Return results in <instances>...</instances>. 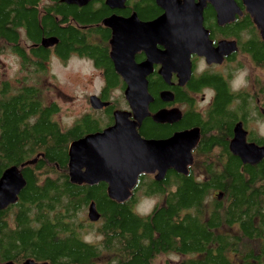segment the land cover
<instances>
[{
	"label": "trees",
	"instance_id": "obj_1",
	"mask_svg": "<svg viewBox=\"0 0 264 264\" xmlns=\"http://www.w3.org/2000/svg\"><path fill=\"white\" fill-rule=\"evenodd\" d=\"M21 2L0 0V52L21 39L22 21L30 39L38 36L35 8L30 6L35 0L26 1L27 9ZM0 83V174L17 166L26 182L10 208L7 230L0 222L7 259L154 264L160 255L174 254L183 257L175 264H264V160L249 166L229 155L220 165L221 174L205 178L193 173L169 174L159 182L141 177L129 199L115 203L103 182L78 185L67 176L69 141L93 131V119L86 116L61 134L49 119L54 109L43 108L34 85L23 86L17 97H7L11 86ZM207 83L205 76L198 85ZM163 86L152 83L149 92ZM164 132L156 129V135ZM142 133L149 137L145 129ZM34 159V164L23 165ZM145 183V193L139 192ZM215 192L222 198L214 199ZM137 194L160 201L141 216L135 211ZM92 202L100 220L91 225L86 212ZM88 234H96L95 242L85 238Z\"/></svg>",
	"mask_w": 264,
	"mask_h": 264
},
{
	"label": "flooded vegetation",
	"instance_id": "obj_2",
	"mask_svg": "<svg viewBox=\"0 0 264 264\" xmlns=\"http://www.w3.org/2000/svg\"><path fill=\"white\" fill-rule=\"evenodd\" d=\"M21 1L20 5L27 9V0ZM168 1L171 0H123L121 5L119 0H82L84 3L79 5L66 4L61 0H35L30 6L35 8L34 23L37 25L38 36H35L34 41L30 39L24 26L26 23L22 21L21 39L16 44H6L3 49L4 54L12 57L16 64L14 74L2 75L6 79L1 81L11 86V90L5 93L6 96L17 97L24 82H35L49 77L52 62L64 67L69 63H85L93 71L92 75L95 74L94 77L99 79L100 85L95 93L87 96L88 111L72 124L65 125L56 120L55 117L60 111L57 104L46 103L40 98L43 108L54 109L55 112L50 114L49 119L57 124L61 134L71 130L86 116L92 118L96 124L93 131L85 132L76 140L69 141L67 155L72 142L113 127L114 113L119 111L129 113V120H133V114L124 97L126 89L124 78L113 59L114 55L126 59L128 53L114 50L115 29L120 23L132 21L135 28L136 20L151 23L159 19L165 15L163 6ZM186 1L188 9L183 13L184 17H191L193 12L190 9L196 12L201 10L202 26L207 33L210 47L217 49L223 46L222 60L207 64L204 57L191 54L190 78L180 84L178 73L172 72L169 80L165 81L160 72L163 58L161 52L164 53L166 47L162 41L160 43L157 41L155 35L149 37V42L155 44L159 55L150 51L148 55L142 49L133 55L135 64L151 60L149 74L146 77L151 101L148 104V115L141 121L136 131L147 140H167L180 133L197 131L196 143L190 150L192 164L188 167L187 175L193 173L197 178H205L211 173L221 174L220 165L229 155L234 156L230 146L237 135H240L248 145L264 148V22L257 19L264 13V4L261 2L264 0ZM173 2L183 4L184 0ZM186 23L191 22L183 20L180 24ZM46 39H51L53 43L44 48L40 43ZM205 76L208 77V83L198 85ZM157 82L163 83L164 86L154 94L150 93V84ZM108 83L113 84L111 86ZM115 93L121 95L123 105L119 103L120 98H112ZM163 94L166 99H162ZM91 96L108 103V106L99 110L93 109L89 105ZM161 112L168 113L167 118L164 122H156L154 116ZM157 128L159 132H166L156 135ZM143 129L149 137L143 135ZM212 141V146H208L207 144ZM263 160L264 158L260 162ZM156 174L157 172L141 174L131 193L138 187L141 177L156 181L154 178ZM169 174L177 177L186 176L169 169L163 180ZM67 176L70 181L68 164ZM147 186L145 183L138 191L145 193ZM215 194L218 192L213 193L214 199ZM14 204L0 210L3 213L0 222L4 230L12 223L10 208ZM89 223L94 224L90 221ZM1 235L0 264H23L25 261L7 259L6 237ZM33 261L39 264L47 263Z\"/></svg>",
	"mask_w": 264,
	"mask_h": 264
},
{
	"label": "water",
	"instance_id": "obj_3",
	"mask_svg": "<svg viewBox=\"0 0 264 264\" xmlns=\"http://www.w3.org/2000/svg\"><path fill=\"white\" fill-rule=\"evenodd\" d=\"M66 4H83L82 0H61ZM122 5L123 0H119ZM187 1L175 4L173 0L164 6L165 15L151 23L133 22L120 23L115 29L113 47L116 51L128 53L126 59L112 55L119 73L123 76L126 89L125 101L128 104L133 120H129V113H114V125L104 131L88 135L68 148L69 178L72 184L95 185L103 181L107 185L108 198L123 203L131 196L141 174L157 172L154 177L157 182L162 181L169 169L187 175L188 167L192 164L191 149L194 147L197 131L185 132L175 135L167 140L143 139L136 131L141 121L148 115V104L151 97L148 94L146 77L149 74L151 60L142 64H135L133 55L139 49L148 55L157 53L155 44L149 42V37L155 35L157 41L164 43L166 50L161 52L162 71L165 81L170 74L178 73L180 84L185 83L191 75V54L204 57L207 64L222 60V48L210 47L207 33L202 26L201 10L196 12L190 9L191 17H184L187 11ZM264 4V1H261ZM257 19L264 22V13ZM183 20H190V24H180ZM134 28V29H133ZM264 34V33H263ZM156 41V42H157ZM51 39L43 40L44 48L52 45ZM151 47H150V44ZM151 48V49H150ZM150 51V52H149ZM165 98V94L162 95ZM89 105L99 110L107 107L108 103L101 102L97 97L91 96ZM168 113L161 112L154 116L156 122H164ZM195 132V134H194ZM230 150L237 156L242 164L255 165L264 158V148L245 143L237 135L231 143ZM36 159L23 165H32ZM21 166V168L23 167ZM25 179L17 166H12L0 178V210L17 202L21 190L25 187ZM218 193L216 199H221ZM87 207V219L96 223L100 220L95 204ZM23 264H39L29 259ZM47 264V263H40Z\"/></svg>",
	"mask_w": 264,
	"mask_h": 264
},
{
	"label": "rangeland",
	"instance_id": "obj_4",
	"mask_svg": "<svg viewBox=\"0 0 264 264\" xmlns=\"http://www.w3.org/2000/svg\"><path fill=\"white\" fill-rule=\"evenodd\" d=\"M2 50L0 52V82L1 79H6L3 74L8 76L14 74L16 64L14 59ZM93 71L87 67L85 63H69L66 67L60 66L56 62H52L50 68V75L47 78L23 83V86L34 85L40 91V98L46 103H55L60 111L55 117L65 125L72 124L84 112H87L89 106L87 105V96L95 93L99 89V79L92 75ZM12 85H16L12 83ZM1 86V83H0ZM119 93L112 95V98H120ZM120 105H123V100L120 98ZM138 202L135 211L142 215H147L155 205L160 201L157 197H146L137 194ZM87 213V212H86ZM86 216V215H85ZM89 242H95L96 234H88L85 237ZM183 257L168 254L160 255L154 264H175Z\"/></svg>",
	"mask_w": 264,
	"mask_h": 264
}]
</instances>
